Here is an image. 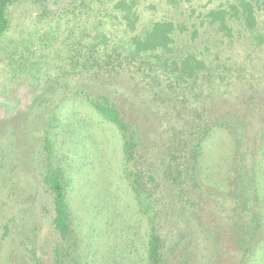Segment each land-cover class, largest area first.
I'll return each instance as SVG.
<instances>
[{"label": "rangeland", "instance_id": "rangeland-1", "mask_svg": "<svg viewBox=\"0 0 264 264\" xmlns=\"http://www.w3.org/2000/svg\"><path fill=\"white\" fill-rule=\"evenodd\" d=\"M117 1L16 0L8 8L0 38V264H30L29 248L53 264V194L44 183L51 166L64 170L82 247L96 238L100 264H144L149 222L125 174L122 133L88 95L116 102L138 132L163 264H232L231 216L244 206L236 202L243 184L252 198L258 192L250 207L264 215V43L204 23L194 44L214 75L198 79L199 93L189 88L186 102L172 93L158 99L137 79H102L88 62H73V50L100 46L96 33L105 27L129 38L156 20L189 19L191 6L189 23L199 25L198 12L222 0H141L134 31L114 19Z\"/></svg>", "mask_w": 264, "mask_h": 264}, {"label": "trees", "instance_id": "trees-1", "mask_svg": "<svg viewBox=\"0 0 264 264\" xmlns=\"http://www.w3.org/2000/svg\"><path fill=\"white\" fill-rule=\"evenodd\" d=\"M15 1L0 0V38L9 30L8 8ZM140 1L118 0L114 6V19L134 31L140 19ZM196 11L197 8L191 6L190 18L183 21L165 18L156 20L143 34H134L129 38L118 32L109 34L105 27L106 31L96 33L99 40L102 39L101 45L80 43L86 47L78 46L77 52L73 50L72 61L88 62L90 71L99 73L104 80L137 79L145 89H151L150 93L158 99L164 98V94L172 93L170 99L176 98L177 101L186 102V91L189 88L193 89L192 91L196 89V93H199L197 86L195 87L198 79L214 75L204 55L202 56L194 44L204 23L217 24L229 37L236 34L240 37L251 35L256 45L264 43V0H222L217 7L198 12V15L203 16L199 25L195 21L189 23L193 18L192 13ZM184 33H190L191 37L188 43L181 45L178 43V37ZM130 84L128 82V85ZM88 99L103 119L113 123L122 133L125 174L137 193L139 211L149 222L145 250L140 261L144 264H163L164 236L155 224L154 215L151 213L153 205L144 196L142 188L138 132L116 102L107 97L95 98L90 95ZM223 125L230 126L229 123ZM51 145V140H48L46 148L50 149ZM197 146L196 156L201 143L198 142ZM44 183L53 194V226L57 235L53 246V264H100L102 260L96 238L82 247L83 238L76 228L79 225L76 221L79 220L72 208L64 170L60 166H51L46 172ZM244 185L241 196L236 201L237 204L244 201V206L238 208L239 210L233 209L234 214L231 216L235 226V260L232 264H264V215L258 209L250 207L251 203L259 201V194L254 191L252 198V193H247ZM93 228L98 229L97 226ZM133 249L134 246L128 247V256L134 255ZM28 251L30 264H49L34 248H29ZM128 259L133 261L134 257Z\"/></svg>", "mask_w": 264, "mask_h": 264}]
</instances>
